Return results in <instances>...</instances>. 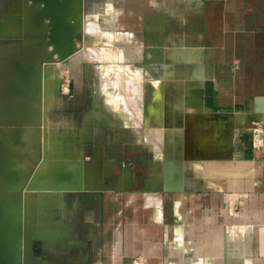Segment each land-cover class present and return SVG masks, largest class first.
<instances>
[{
  "label": "crops",
  "instance_id": "0c3cea01",
  "mask_svg": "<svg viewBox=\"0 0 264 264\" xmlns=\"http://www.w3.org/2000/svg\"><path fill=\"white\" fill-rule=\"evenodd\" d=\"M74 5L110 57L68 60L47 124L88 185L39 215L29 264H264V0Z\"/></svg>",
  "mask_w": 264,
  "mask_h": 264
},
{
  "label": "rangeland",
  "instance_id": "374dc122",
  "mask_svg": "<svg viewBox=\"0 0 264 264\" xmlns=\"http://www.w3.org/2000/svg\"><path fill=\"white\" fill-rule=\"evenodd\" d=\"M68 4L75 34L63 55L50 37L43 0H0V264H24L25 239L37 232L39 215L61 191L88 185V160L72 157L69 136L48 126L47 106L68 60L110 53L96 16L75 13L74 0ZM97 63L103 70L110 66ZM216 147H201L188 135L184 142L190 156H207Z\"/></svg>",
  "mask_w": 264,
  "mask_h": 264
},
{
  "label": "water",
  "instance_id": "95a60500",
  "mask_svg": "<svg viewBox=\"0 0 264 264\" xmlns=\"http://www.w3.org/2000/svg\"><path fill=\"white\" fill-rule=\"evenodd\" d=\"M50 15V37L52 41L60 48L63 55H66L72 45L73 36L75 34V24L68 20L70 13V5L68 0H43ZM59 32V34H57ZM32 237H27L24 244V264H29L30 244Z\"/></svg>",
  "mask_w": 264,
  "mask_h": 264
},
{
  "label": "bare ground",
  "instance_id": "6f19581e",
  "mask_svg": "<svg viewBox=\"0 0 264 264\" xmlns=\"http://www.w3.org/2000/svg\"><path fill=\"white\" fill-rule=\"evenodd\" d=\"M86 21H87V20H86ZM90 27H91L90 29H92V28H93V25L91 24ZM88 29H89V28H88ZM118 100H119V99H118ZM120 101H121V100H120ZM122 102H124V101H123V100H122L121 102L117 101L116 104L112 103L111 105L121 106ZM45 207H46V206H45Z\"/></svg>",
  "mask_w": 264,
  "mask_h": 264
},
{
  "label": "flooded vegetation",
  "instance_id": "af4514ba",
  "mask_svg": "<svg viewBox=\"0 0 264 264\" xmlns=\"http://www.w3.org/2000/svg\"><path fill=\"white\" fill-rule=\"evenodd\" d=\"M66 88H67V89H66L65 91H67V92H68V91H69V85H68V86H66Z\"/></svg>",
  "mask_w": 264,
  "mask_h": 264
},
{
  "label": "built area",
  "instance_id": "2783aa9c",
  "mask_svg": "<svg viewBox=\"0 0 264 264\" xmlns=\"http://www.w3.org/2000/svg\"><path fill=\"white\" fill-rule=\"evenodd\" d=\"M66 89H67L66 87L63 88V90H66Z\"/></svg>",
  "mask_w": 264,
  "mask_h": 264
}]
</instances>
